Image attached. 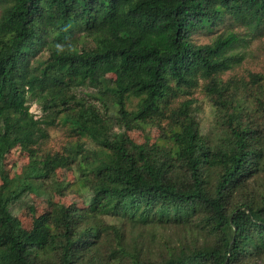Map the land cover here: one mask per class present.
<instances>
[{"label":"trees","instance_id":"obj_1","mask_svg":"<svg viewBox=\"0 0 264 264\" xmlns=\"http://www.w3.org/2000/svg\"><path fill=\"white\" fill-rule=\"evenodd\" d=\"M239 27L264 33V0H0V264H264V71L224 79L243 62ZM198 90L206 130L192 99L175 106ZM75 105L96 148L40 157ZM165 121L155 143L128 135ZM70 166L85 205L51 203L26 229L12 206Z\"/></svg>","mask_w":264,"mask_h":264},{"label":"rangeland","instance_id":"obj_2","mask_svg":"<svg viewBox=\"0 0 264 264\" xmlns=\"http://www.w3.org/2000/svg\"><path fill=\"white\" fill-rule=\"evenodd\" d=\"M224 29L225 28H221L220 32L224 31ZM236 31L247 36L248 43L237 49V51L244 57L243 62L234 68V70L226 73L224 75L225 80L230 78H247L252 72L260 73L264 71V33H252L249 29L244 27H239ZM216 32L217 30L211 34H208L207 32H199L194 35L193 39L203 44L210 43L212 38L216 35ZM109 79L113 82L114 76H109ZM94 93H96V90L92 87L80 88L76 91L79 98L88 99L89 102H94L98 107L102 108L101 103L92 100L93 97L89 96ZM182 98L176 101L175 106H178L182 100L192 99L194 103L193 106H199L202 109L199 114L202 127L205 130L209 129L214 122V115L210 106L211 103L208 99L200 93V90L196 91L192 97L190 95L186 96L185 99ZM134 104L135 102H133V105ZM78 109H80L79 105H75L72 111L64 112L59 117L57 124L50 128L49 138L45 140L44 144L40 147V157L49 153L54 154L65 152V155L72 157L74 164H76L79 161V156L75 155L73 151H70L71 149H74L76 144L86 143V147L96 148L94 143L91 144L86 137L79 135L76 130L74 111ZM129 109L131 110V108ZM101 110L105 112L104 109ZM31 112L36 118L42 115L39 105L35 102L31 103ZM108 113L112 116L114 113L113 109H110ZM164 126H167V121H165L161 127L155 124H150V126L145 125L143 127L137 126L138 128L136 127L135 130L128 132V135L138 143H144L145 139L147 142L155 143L162 139V127ZM116 130H118V128H116ZM29 163L30 156L24 147H17L7 155L6 170L12 178H18L19 181L17 183L19 185L22 183L23 175H25ZM74 166L60 168L57 171L55 179L47 181L42 189H35L34 191H31V193H28V196L26 194L21 201L12 206L13 213L20 217L26 229L32 227L33 214L38 213L40 215L47 211L51 203H59L66 206L76 203L80 207L85 205V199L81 193H78V191L73 188H68L69 183L76 181ZM173 234L172 231V233L168 232L167 235Z\"/></svg>","mask_w":264,"mask_h":264}]
</instances>
